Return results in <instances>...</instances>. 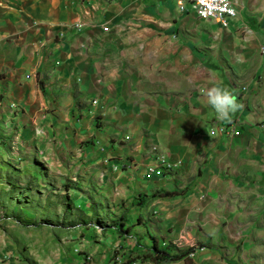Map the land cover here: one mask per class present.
I'll return each instance as SVG.
<instances>
[{"label": "crops", "instance_id": "crops-1", "mask_svg": "<svg viewBox=\"0 0 264 264\" xmlns=\"http://www.w3.org/2000/svg\"><path fill=\"white\" fill-rule=\"evenodd\" d=\"M239 3L224 29L177 0H0V136L17 142L0 149L74 150L122 214V234L88 224L58 264H150V239L203 247L160 264H264V0ZM214 84L239 104L230 120L207 103Z\"/></svg>", "mask_w": 264, "mask_h": 264}, {"label": "rangeland", "instance_id": "rangeland-1", "mask_svg": "<svg viewBox=\"0 0 264 264\" xmlns=\"http://www.w3.org/2000/svg\"><path fill=\"white\" fill-rule=\"evenodd\" d=\"M4 132L8 136H0V141H7L10 146L16 147V136L12 134L10 137L8 132ZM36 150L0 149V246L3 247L0 249V261L8 260L13 264H58L66 257L60 245H65L64 241L79 239L88 224L95 232L114 228L115 231L120 229L122 234L124 226L117 227L122 221L119 216L121 212L112 216L106 201L92 189L91 185L96 180L86 183L83 168H75L77 152L68 150L58 155L55 149L54 153L40 149L43 154L37 155ZM8 164L18 178L8 180V174L1 171V167H9ZM119 168L115 165L112 170ZM8 181L10 185L6 183ZM80 197H83L82 200ZM85 198L90 205L86 206V202H82ZM107 213L111 215L110 218L106 217ZM38 236L42 241L45 240V248L38 249L32 244L31 238L34 240ZM50 240L52 243H49ZM149 244L152 245L151 239ZM73 249L86 261L92 259L86 249L79 246ZM141 249L143 253L138 254L140 262L153 264L145 256L148 255V249ZM182 249H190L188 255H193L199 248L184 246ZM176 250L180 249L176 247ZM115 254L112 253L113 256Z\"/></svg>", "mask_w": 264, "mask_h": 264}, {"label": "built area", "instance_id": "built-area-1", "mask_svg": "<svg viewBox=\"0 0 264 264\" xmlns=\"http://www.w3.org/2000/svg\"><path fill=\"white\" fill-rule=\"evenodd\" d=\"M239 1L240 0H177V6L180 11H183L185 10L186 3H189L198 17L216 21L222 28L228 29L230 19L237 14V7L240 4ZM76 26L79 27V24ZM103 30H107V27L104 26ZM260 52L261 54H264V47L260 48ZM93 103H95V100ZM153 149H155V147H153ZM147 173L149 172L147 171ZM182 235L183 233L178 236L182 237ZM191 247L199 249L203 248L195 243H192Z\"/></svg>", "mask_w": 264, "mask_h": 264}, {"label": "clouds", "instance_id": "clouds-1", "mask_svg": "<svg viewBox=\"0 0 264 264\" xmlns=\"http://www.w3.org/2000/svg\"><path fill=\"white\" fill-rule=\"evenodd\" d=\"M208 105L214 110L220 120H230L239 104L232 93L225 87L214 84L208 87L204 93Z\"/></svg>", "mask_w": 264, "mask_h": 264}, {"label": "trees", "instance_id": "trees-1", "mask_svg": "<svg viewBox=\"0 0 264 264\" xmlns=\"http://www.w3.org/2000/svg\"><path fill=\"white\" fill-rule=\"evenodd\" d=\"M177 193L178 191H175V190L174 191H161L160 195L161 196H172ZM155 195H157V193H154V196ZM146 248L148 249V255H145V256L149 257L151 261L153 262V264L177 261V260L186 258L190 251V249H187V250H176L174 248L170 249L171 247L159 248L156 244H152L151 246H147Z\"/></svg>", "mask_w": 264, "mask_h": 264}, {"label": "bare ground", "instance_id": "bare-ground-1", "mask_svg": "<svg viewBox=\"0 0 264 264\" xmlns=\"http://www.w3.org/2000/svg\"><path fill=\"white\" fill-rule=\"evenodd\" d=\"M197 16H198V15H197ZM159 159H160V158H159ZM162 162H164V161H162ZM162 165H166V164H165V163H161L160 166H162ZM166 166L168 167L169 165H166ZM149 170L152 171L153 168H149Z\"/></svg>", "mask_w": 264, "mask_h": 264}]
</instances>
